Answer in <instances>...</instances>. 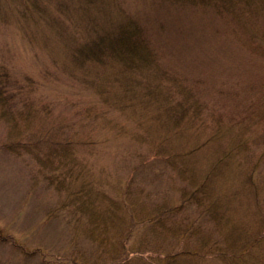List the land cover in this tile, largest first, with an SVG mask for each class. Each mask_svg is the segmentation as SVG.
Wrapping results in <instances>:
<instances>
[{
  "label": "rangeland",
  "instance_id": "obj_1",
  "mask_svg": "<svg viewBox=\"0 0 264 264\" xmlns=\"http://www.w3.org/2000/svg\"><path fill=\"white\" fill-rule=\"evenodd\" d=\"M50 1L0 0V264H264V0ZM122 17L148 68L71 62Z\"/></svg>",
  "mask_w": 264,
  "mask_h": 264
},
{
  "label": "trees",
  "instance_id": "obj_2",
  "mask_svg": "<svg viewBox=\"0 0 264 264\" xmlns=\"http://www.w3.org/2000/svg\"><path fill=\"white\" fill-rule=\"evenodd\" d=\"M29 0H19L17 3L16 11L10 9L15 16L21 18V16L27 14L26 7L22 4L26 3L28 6ZM31 1V0H30ZM33 1V9L32 12H37V18L35 20L36 25H49L47 21L43 18H40V7L41 4L44 6L49 7L52 4L50 0H32ZM196 2V0H191ZM201 2H205L208 4L212 0H197ZM61 1L54 0L56 3V7L51 12V15L56 19L60 20L59 14L61 13ZM239 2V0H213L212 3L217 5L220 9H223L222 6L226 5L228 8L232 6L234 3ZM247 3L243 9L251 8L252 4L254 3L253 0H247ZM22 5V8H19ZM19 8V10H18ZM18 10V11H17ZM21 12V13H20ZM71 16H69L70 18ZM7 20V17L6 19ZM63 20V19H62ZM117 21H113L111 18H106L105 21L102 20L99 24V27L96 28V24L92 28L87 29V34L83 35L82 40L80 41L79 37L73 38L71 41H61L63 43L64 48L68 51L69 56L71 58V62L85 64L84 62L95 61V62H111V63H120L126 69L142 70L143 67H149L150 62L152 61L150 47L148 46L147 39L144 36V30L142 26L135 21L133 18H121V19H114ZM58 22V21H57ZM52 25V24H50ZM28 27L30 31L34 30L29 24ZM27 33H29L28 29H25ZM1 77V76H0ZM183 92H189L188 89L184 90ZM170 96V94H168ZM11 87L8 84V81L1 82L0 80V117L6 115L5 120L9 121L10 127H16V119L15 114L10 111L9 99H11ZM28 100V99H25ZM31 103V102H29ZM35 103V104H34ZM31 103L26 109V115H36L39 112V105L37 102ZM41 107L45 108L47 103L45 101L41 102ZM178 109V106H177ZM41 110V109H40ZM168 115L173 116L177 111L172 108L171 104L168 105ZM184 109H180V111L184 112ZM33 112V113H32ZM65 143H61V145L68 144L66 141ZM8 144H12L9 142ZM126 204V203H125ZM158 205V210H160V205ZM127 206V205H126ZM156 212V214H157ZM150 214H146L148 216ZM131 216L133 214L131 213ZM218 230V229H217ZM136 251V249H135Z\"/></svg>",
  "mask_w": 264,
  "mask_h": 264
}]
</instances>
